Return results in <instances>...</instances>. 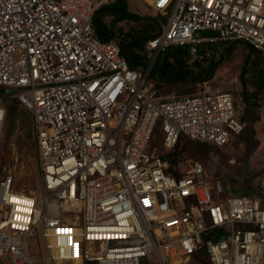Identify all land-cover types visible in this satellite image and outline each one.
Masks as SVG:
<instances>
[{
    "label": "built area",
    "instance_id": "obj_1",
    "mask_svg": "<svg viewBox=\"0 0 264 264\" xmlns=\"http://www.w3.org/2000/svg\"><path fill=\"white\" fill-rule=\"evenodd\" d=\"M148 1L167 21L132 65L95 26L111 0H0V87L32 113L40 185L0 176V264H264V196L219 200L202 162L179 172L156 145L158 130L167 149L229 145L245 128L232 94L150 83L173 46L192 62L218 42L264 53V0Z\"/></svg>",
    "mask_w": 264,
    "mask_h": 264
},
{
    "label": "rangeland",
    "instance_id": "obj_2",
    "mask_svg": "<svg viewBox=\"0 0 264 264\" xmlns=\"http://www.w3.org/2000/svg\"><path fill=\"white\" fill-rule=\"evenodd\" d=\"M159 17L164 21L162 16ZM202 34L213 32L205 31ZM186 48L188 46H173L169 50L181 51ZM210 49L212 55L203 61L192 62L188 53L181 66L185 69L181 76L165 74L163 79H158L153 72L150 83L168 97L196 94L204 90L228 91L232 94L238 116L246 107L247 111H251V117L258 114L259 119L247 123L244 134L225 147L184 140L183 151L174 152L162 146L159 130L156 145L179 172H186L195 161H200L212 184L222 181L228 194L250 192L264 196V54L253 51L243 41L218 42L211 44ZM136 51L141 57L138 58L139 62L142 61L140 65H144L148 52L146 45ZM133 54L129 50L130 58L135 61ZM165 54L162 53L155 63L154 68L158 72L167 61L173 63L174 58L166 60ZM14 93L11 88L0 89V108L5 110L1 123L0 176L12 174L18 189L38 194L39 168L33 116ZM231 157L236 158L237 163L231 164ZM1 264L8 263L1 259Z\"/></svg>",
    "mask_w": 264,
    "mask_h": 264
},
{
    "label": "crops",
    "instance_id": "obj_3",
    "mask_svg": "<svg viewBox=\"0 0 264 264\" xmlns=\"http://www.w3.org/2000/svg\"><path fill=\"white\" fill-rule=\"evenodd\" d=\"M121 1L111 0L102 8L95 17V26L101 38L119 40L122 48L125 47V55L127 50L131 49L134 50L133 56H138L136 50L139 47L132 45L134 39L144 33L153 35L158 32L165 25L167 16L156 14L148 0H124L127 4L125 11L119 8ZM159 16H162L164 21H161ZM136 62L135 65H140L142 61L137 59ZM245 113L246 107L241 116Z\"/></svg>",
    "mask_w": 264,
    "mask_h": 264
},
{
    "label": "trees",
    "instance_id": "obj_4",
    "mask_svg": "<svg viewBox=\"0 0 264 264\" xmlns=\"http://www.w3.org/2000/svg\"><path fill=\"white\" fill-rule=\"evenodd\" d=\"M121 5L119 6V8L120 9H122V10H124L125 11V9H126V6H127V4L124 2V0H122L121 2ZM152 37V34H150V33H144L143 35H139L138 36V38H136V39H134V41L132 42V45L133 46H137V47H142V46H144V44L146 43V41L149 39V38H151ZM124 49H125V47H123L122 48V50H123V52H124ZM129 50H131V49H128L127 50V52H126V56L128 57V59H129V61H130V63L132 64V65H135V64H137V62H136V60L138 59V58H141V57H139V55L138 56H136L135 57V61L134 60H132L131 58H130V56H129ZM134 51V50H133ZM253 51H256V52H259V53H263L262 51H260V50H253ZM166 54H165V58H166V60L167 59H169L170 57H173L174 58V60H173V63H171V62H169V61H167V63H166V65L165 64H163V66L161 67V69H160V72H158L155 68H154V74L158 77V79H163L164 77V75L166 74V76H168V75H170V77L172 76V74L174 73V74H176V75H179V76H181L182 74H183V72L185 71V69L184 68H182L181 66H183V64H184V59L186 58V56L188 55V49L186 48V50H176V51H171L170 52V50H168V51H166L165 52ZM264 54V53H263ZM215 68V67H214ZM211 70H209V72H210ZM153 74V73H152ZM0 89H8L7 87H0ZM161 95H163V96H166L165 94H163L161 91L159 92ZM166 97H168V96H166ZM247 102H248V106H250V101L247 99ZM254 104H255V102H254ZM256 105H258V104H256ZM249 109V108H248ZM249 111L250 110H246V113L243 115V116H241L240 115V118H241V120L245 123V128H244V130L240 133V134H238L237 136H236V138H238V137H240L242 134H244V132H245V129H246V125H247V123H249V122H254V121H256V120H258L259 119V115L258 114H254V116L253 117H251L250 116V114H249ZM251 112V111H250ZM184 140H186V139H181L179 142H178V144L173 148V151L174 152H181V151H183V148L185 147V145H184ZM187 142H191L190 140H187ZM255 142L257 143V140H255ZM210 145H214V144H210ZM215 146H217V145H215ZM163 157L165 158V155H163ZM174 162H175V160H174ZM173 162V163H174ZM213 193H214V196L217 198V199H219V200H221L225 195H227L228 194V192H227V189H226V187L223 185V183H222V181H220V180H218L216 183H215V185H213ZM240 193H250V192H240ZM230 194V193H229Z\"/></svg>",
    "mask_w": 264,
    "mask_h": 264
},
{
    "label": "snow or ice",
    "instance_id": "obj_5",
    "mask_svg": "<svg viewBox=\"0 0 264 264\" xmlns=\"http://www.w3.org/2000/svg\"><path fill=\"white\" fill-rule=\"evenodd\" d=\"M61 231H70V229H61Z\"/></svg>",
    "mask_w": 264,
    "mask_h": 264
},
{
    "label": "bare ground",
    "instance_id": "obj_6",
    "mask_svg": "<svg viewBox=\"0 0 264 264\" xmlns=\"http://www.w3.org/2000/svg\"><path fill=\"white\" fill-rule=\"evenodd\" d=\"M1 118V117H0Z\"/></svg>",
    "mask_w": 264,
    "mask_h": 264
}]
</instances>
